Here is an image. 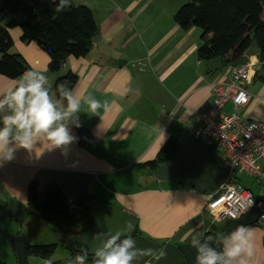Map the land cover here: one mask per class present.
I'll use <instances>...</instances> for the list:
<instances>
[{
	"label": "crops",
	"instance_id": "crops-1",
	"mask_svg": "<svg viewBox=\"0 0 264 264\" xmlns=\"http://www.w3.org/2000/svg\"><path fill=\"white\" fill-rule=\"evenodd\" d=\"M185 1L188 0H71L69 5H87L93 10L99 38L86 56H68L60 71L70 69L78 75L74 94H91L107 102L108 107L97 115L83 112L82 108L79 127L89 135L86 143H78L77 127L69 125L75 140L63 150L38 143L31 152L18 149L13 160L0 166V211L9 207L11 199L27 205L28 186L33 180L41 189L45 184L83 177L88 183L86 191L94 199L136 214L137 231L132 236L137 248H163L166 252L160 260L143 256L133 264L149 260L152 264H183L185 256L180 244H190L196 233L208 238L209 234L227 231L222 228L228 219L218 214L219 191L208 195L183 188L154 178L144 167L169 136L180 131L193 133L199 114L211 105L213 85L227 78L233 66L223 59L220 70L208 71L206 61L198 58L201 28L182 29L173 19ZM8 31L13 40L11 51L21 55L33 71L50 77L47 86L52 98L53 94L57 98L46 53L31 45L33 41L22 43L20 28ZM243 56L253 64L254 74L245 85L249 100L241 113L244 119H264V61L254 43ZM21 78L0 76V95ZM54 101L59 102L58 98ZM224 110L231 111V104L227 103ZM248 177L238 173L237 180L250 188L245 183L251 182ZM254 183L256 188L250 189L262 196L264 186ZM27 216L28 213L24 218ZM29 216H33L29 217V226L42 222L37 221L40 217L36 214ZM249 226L255 230L257 264H264V222ZM67 227L75 233L81 229L79 223ZM6 228L12 235L17 234L15 225L6 220L0 221V236ZM28 244L42 242L33 236ZM0 246V260L17 264L3 241ZM62 248L65 256L52 261L68 259L70 264L72 253Z\"/></svg>",
	"mask_w": 264,
	"mask_h": 264
},
{
	"label": "trees",
	"instance_id": "trees-1",
	"mask_svg": "<svg viewBox=\"0 0 264 264\" xmlns=\"http://www.w3.org/2000/svg\"><path fill=\"white\" fill-rule=\"evenodd\" d=\"M2 2L12 3L11 8H17L24 18L19 21L9 19L6 26H0V76L16 78L32 70L21 55L11 51L13 40L8 27L19 26L22 42L37 41L48 55L47 68L52 73L63 68L68 56L80 58L86 56L92 48V37L96 35L98 28L93 10L89 6L68 5L64 12L57 15L50 0ZM173 19L182 29L192 26L201 28V45L197 49L200 60L207 61L222 56L225 62H233L243 56L254 43L259 51V58L264 61V0H188L175 11ZM43 42L47 46H43ZM261 79L264 80V73ZM77 81L78 75L70 69L58 76L54 84L58 100V85L66 82L73 89ZM210 145L216 151L215 145ZM179 149L178 137L169 136L156 156L144 163V167L153 174L154 169L170 160ZM93 199L85 191L76 200L69 202L59 185L45 184L39 189V182L33 180L28 186L27 205L37 210L38 217L61 228L63 235H67L57 243L28 244L26 241V259L31 255L47 261L58 245L71 251V261L76 255L85 253L77 250L68 240L73 231L64 226L79 223L81 229L78 233L86 231L92 222L86 203ZM136 231L137 228L134 233ZM215 236V233L208 235ZM77 247L84 248L81 244H77ZM93 259V255H88L87 264H92ZM0 264L4 262L0 260ZM53 264H69V260H57Z\"/></svg>",
	"mask_w": 264,
	"mask_h": 264
},
{
	"label": "clouds",
	"instance_id": "clouds-1",
	"mask_svg": "<svg viewBox=\"0 0 264 264\" xmlns=\"http://www.w3.org/2000/svg\"><path fill=\"white\" fill-rule=\"evenodd\" d=\"M54 13L64 12L71 0H50ZM48 77L41 71H26L6 93L0 95V166L15 158L18 149L33 151L38 143L48 149H64L75 140L69 125L80 126L82 108L97 115L107 108L91 94H74L68 83L58 85L59 102L53 100ZM249 204L252 202L249 201ZM244 209L241 208V212ZM131 221L115 232L104 233L99 244L90 249L92 264H133L139 257L160 260L166 252L139 249L131 235ZM100 235V234H98ZM195 251L194 264H257L258 245L255 230L246 224L229 226L215 237L204 238L202 233L192 236L190 244ZM88 253L75 256L70 264H87ZM46 264H53L47 260ZM146 264H152L151 260Z\"/></svg>",
	"mask_w": 264,
	"mask_h": 264
},
{
	"label": "water",
	"instance_id": "water-1",
	"mask_svg": "<svg viewBox=\"0 0 264 264\" xmlns=\"http://www.w3.org/2000/svg\"><path fill=\"white\" fill-rule=\"evenodd\" d=\"M12 3H10L11 6ZM98 31H96L97 34ZM98 35L92 37V41L98 40ZM43 46H47L43 42ZM244 56L231 62V65L244 64ZM207 70H220L223 65V57L218 56L206 61ZM134 85V80L131 81ZM78 143L80 145L89 140L86 130L77 127ZM179 140V151L168 161L161 163L153 170V177L158 180H166L183 188L194 189L201 193L211 194L224 182L229 172V166L219 157L217 152L207 142L195 137L192 133L180 131L176 134ZM88 183L83 177L61 182L59 185L61 192L67 197L69 202L76 200L87 190ZM87 207L92 217L90 227L82 233H73L68 240L73 246L88 255H93L90 249L99 244L104 233L115 232L122 228L126 221H131L134 234L138 217L134 213L121 210L105 201L93 199L88 201ZM36 214L37 210L29 205L11 199L7 209L0 211V221H21L25 214ZM258 210L251 208L243 217L239 219H228L223 226V230L236 224L251 225L256 222ZM100 234V235H98ZM206 238V237H204ZM10 247L14 252L17 264H27L26 262V241L23 234L19 233L10 239ZM81 244L84 248L77 247ZM185 256L183 264H194L195 251L189 244L178 246Z\"/></svg>",
	"mask_w": 264,
	"mask_h": 264
},
{
	"label": "built area",
	"instance_id": "built-area-1",
	"mask_svg": "<svg viewBox=\"0 0 264 264\" xmlns=\"http://www.w3.org/2000/svg\"><path fill=\"white\" fill-rule=\"evenodd\" d=\"M253 74L250 62L230 66L228 77L213 85L211 105L199 114L192 134L214 144L219 157L229 166L226 179L216 189L220 193L219 216L237 219L256 208V223H262L264 193L257 196L237 180L238 173L249 176L258 184L264 180V119H244L241 113L249 100L245 85L252 80ZM227 103L231 104L229 112L224 110Z\"/></svg>",
	"mask_w": 264,
	"mask_h": 264
},
{
	"label": "rangeland",
	"instance_id": "rangeland-1",
	"mask_svg": "<svg viewBox=\"0 0 264 264\" xmlns=\"http://www.w3.org/2000/svg\"><path fill=\"white\" fill-rule=\"evenodd\" d=\"M0 1H1L0 2V26H6V23L9 19H15L17 21L23 19L22 14L19 12V10L17 8L12 9L11 8L12 5L10 6V3L5 4L2 2V0H0ZM12 28L19 29V26L15 25L12 27H8V30L12 29ZM32 43L33 44H31V45H36L37 47H39L42 51H44L46 53V51L37 43V41H33ZM46 55H47V53H46ZM48 73L50 75L51 74L54 75L53 83H52V86L54 87L56 78L58 76L64 74L65 72L64 71H58L55 73H51V72H48ZM47 77H48V81H49L50 77L49 76H47ZM53 98H54V100H57V98L54 94H53ZM87 145L90 146L91 144L88 143ZM216 152L219 153V151L217 149H216ZM237 178H238V175H237ZM244 179H245V177H244ZM61 182H63V181H60V182L56 181V183H54V184L60 185ZM245 183L252 189L256 188V186L253 185L254 182L252 180L250 183L249 182H245ZM260 184L262 186H264V180ZM255 185H257V184H255ZM27 217L28 218H26V219L24 218L22 221H17V222L16 221H8V223H13V225H15L14 233L16 232L18 234V232L19 233L23 232L25 235L23 233L22 234L24 236H26L28 242H31L33 239V236H34L35 240L37 239V240H39V242H42V243H51V242L57 243L59 241V238L63 235V230L61 228L56 227L53 224L48 223L44 220H41V218H36V219H37V221H42V222H38V223H43V225H45V226H42L38 223H36V224L31 223L29 226V223H30L29 217H33V216H29V214H28ZM27 226H29V227H27ZM67 226H69V225H66L64 227L68 228ZM70 227H73V225H71ZM12 234L13 233L6 228L5 231L3 232V234L0 236V241L1 242L3 241L5 246L7 247V249H9L11 251L12 255L14 257H16L14 252L12 251V249L10 247V242H9L10 239L14 236ZM62 247H61V245H58L57 250L50 257L51 260H56L58 258H63L65 256V252H64L65 249H63ZM1 249L3 250V247L0 246V250ZM45 261H46V259H44V258L31 256V255H28L27 259H26L27 264H44ZM16 262H17V259H16Z\"/></svg>",
	"mask_w": 264,
	"mask_h": 264
}]
</instances>
